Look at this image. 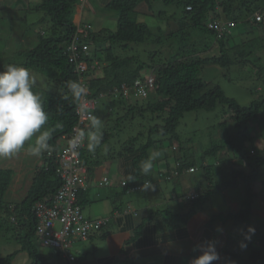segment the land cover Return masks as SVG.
I'll use <instances>...</instances> for the list:
<instances>
[{
  "label": "trees",
  "instance_id": "16d2710c",
  "mask_svg": "<svg viewBox=\"0 0 264 264\" xmlns=\"http://www.w3.org/2000/svg\"><path fill=\"white\" fill-rule=\"evenodd\" d=\"M141 2L149 6L139 9ZM161 2L167 8L161 6ZM79 4L80 0H40L33 7L50 17V25L46 32H37L38 43L33 48L20 52L23 58L19 65L44 75L49 82L56 84L55 91L43 90L40 96L49 115L45 127L51 132L52 139L49 143L52 150L48 152L49 156L46 152L41 157L42 162L36 166L25 192L20 193V199L11 197V194L19 193L12 189L13 182L16 181L13 178L17 175L16 169L11 165H0V228L12 231V238L19 245L6 255L0 253V264H11L17 254L24 251L30 258L29 264H59L58 261L63 259L67 264H73L80 258L73 254L75 259L69 261L62 255V250L46 243L37 228L38 217L32 212V206L38 202L52 206L54 195L62 183L56 172L55 154L59 150L61 135L70 132L78 120L77 106L64 99L67 93L66 82L70 80L83 83L88 79L86 97L92 98L122 82L127 85L135 80L143 83L149 71L153 70L155 81L151 89L149 84L144 85L148 90L145 97L136 95L132 99L120 94L118 99H112L114 102L120 101L116 103L118 116L114 120L117 121L118 128H122V135L128 133L132 126L139 128L138 131L135 129L139 137H127L126 141L129 143L124 142L123 149H138L143 160L148 158L149 150L159 152L160 155L155 159L156 165L164 164L166 167L159 172L167 174L171 170H177L181 173L165 181H172L170 198L184 199L182 206L187 212L185 214L201 210L212 192L220 190V185L235 186L240 179L244 183L242 187L251 190V185L258 183L260 167L264 166V97L258 96L256 90L252 101L242 104L219 85L206 82L201 76L206 65L216 64L220 68L229 69L236 62L238 65L250 64L256 67L257 79L264 76V65L256 64L262 55L260 50L264 53V22L254 17L257 10L264 11V0H110L105 3L103 10L114 13L115 27L102 28L97 32L86 29V37H83V33L77 35L76 58L71 60L68 46L70 37L75 32L73 18ZM156 4L161 6L158 10L153 9ZM209 22H213L214 26L208 27ZM218 23H223L225 30L220 36L215 27ZM84 44L88 45L86 50L82 48ZM212 47L216 48V53L211 56L200 55V52ZM81 61L87 62L88 70L77 69V64ZM8 64H11L8 60H0V69ZM113 101L109 102V107ZM218 107H221L222 117L227 116V123H234L235 128H229L236 129V135L242 134L250 142L246 146L248 149L242 153H234L233 158L228 152V146L231 147L232 143L223 142L224 134L230 135L229 128L222 129L221 140L210 141L220 131L208 125L209 119L205 115L197 113L198 110H215ZM112 111L111 109L109 114ZM187 112H193L194 118H200L199 124L192 128L198 127L207 133L202 139L210 141L209 143L195 141L192 144L189 136L191 127H183L185 130L182 129V133L177 131L179 121L185 118L184 114ZM93 113L96 116L100 112L95 108ZM100 116L106 118L104 114ZM136 117H140L139 125L134 120ZM86 130L92 131L89 126ZM101 131L105 135L106 130ZM156 136L159 137L155 138ZM260 138L263 142L258 146ZM135 142L138 143L137 147ZM201 151L204 153H200ZM87 152V149H82L80 155L85 164L90 162L89 158L95 160L90 168L96 163H102ZM220 152H224L220 158L228 162L225 167L227 171L221 174L229 177H216L217 173L225 169L203 163V154L214 156ZM229 163L233 166L230 167ZM197 165V169L189 170ZM236 165V169H233ZM197 172L199 174L196 175L197 178H193V183L184 179V174L192 175ZM152 179L150 175H142L139 168L124 192L133 184L143 185L146 180ZM23 181L24 179L22 183ZM192 188L201 192L196 197L185 194ZM151 189L154 197H162L164 191L160 192L158 186ZM251 197L252 194L247 192V199ZM249 214V207H245L235 214V218L245 219ZM56 223V228L60 229L61 223ZM261 241L264 242V236ZM38 244L50 249L57 260L49 259L39 251ZM262 262L264 253L259 257V263Z\"/></svg>",
  "mask_w": 264,
  "mask_h": 264
},
{
  "label": "crops",
  "instance_id": "0c3cea01",
  "mask_svg": "<svg viewBox=\"0 0 264 264\" xmlns=\"http://www.w3.org/2000/svg\"><path fill=\"white\" fill-rule=\"evenodd\" d=\"M94 1H85L84 10H89L90 3ZM108 1L110 0L102 3L98 0V3L103 7ZM15 3H19V0H0V9L14 7ZM156 6L160 5L156 4L154 7ZM76 15L83 21L84 13L82 12L81 17L79 8L74 19H77ZM138 152L133 150L119 153L109 163H96L90 169L95 160L89 158L90 162L85 165L88 169L87 188L79 195L83 216L90 219L107 217L109 220L101 230L90 233L89 238L83 241L92 243L91 254L83 249L78 255V262L73 264H191L192 258L200 254L198 246L209 241L216 242V250L220 256L213 264L259 263V257L264 253L261 241L264 232L259 231V226L264 225V181L259 179L261 187L254 183L251 190L245 186L243 188L244 183L240 179L235 186L220 185V190L212 192L201 210L185 214L187 212L180 199L171 202L169 197L172 181L162 180L159 190L164 192L156 205L164 203V210L157 207L154 209L153 202H146L143 206L139 202L134 205L129 198L134 192H124L120 182L125 180L127 184L130 183L133 179L129 178H134L139 172L142 160L136 162L140 157ZM91 155L98 157L95 153ZM151 163V172L154 174L161 168H166L164 164H158L156 168L155 160ZM21 166L19 164V171ZM16 176L19 180L23 178L21 172ZM103 177H107L110 183L105 184ZM13 189L25 192L24 184ZM146 192L141 190L137 193L144 197L142 193ZM247 192L252 194L250 199H247ZM245 207H249L250 214L245 219L237 220L235 214ZM250 222L257 233L251 234V239L246 240L244 234ZM241 241L247 244L246 248L240 247ZM72 249L73 245L70 252L75 254Z\"/></svg>",
  "mask_w": 264,
  "mask_h": 264
},
{
  "label": "clouds",
  "instance_id": "9594fccd",
  "mask_svg": "<svg viewBox=\"0 0 264 264\" xmlns=\"http://www.w3.org/2000/svg\"><path fill=\"white\" fill-rule=\"evenodd\" d=\"M84 3H85L84 0H80V4L77 6V8H80L81 17H82V11H84ZM148 6L149 5H147L146 3L141 2L138 8L141 9V8H145ZM187 8H189V6H187ZM256 12L254 13V17H255ZM103 13L104 15H106V18L107 17L114 18V13L111 16L108 15L107 12H103ZM73 21H74V18H73ZM262 21L264 22V19ZM74 23H75V32L71 35L70 41H69L70 45L68 46V50H70V53H71L70 54L71 60L76 58L75 54H76V49L78 48L77 47L78 41L76 40L77 35L79 36L80 33H83V37H86L88 34L86 29H90L91 31H95V32L98 31L93 28L92 24L88 20L85 22L84 20L83 21L79 20L78 23L76 22ZM210 23H213V22H209L208 27H210L209 26ZM114 27H115V22H114L113 28ZM83 46H86V47L83 48ZM82 48L86 50L88 48V45L84 44L82 45ZM211 65H215L219 67L216 64H211ZM88 68H89V65L87 64L86 61H81L77 64V69L81 71L88 70ZM254 68L256 67H252V70ZM91 69L93 68L91 67ZM213 69L219 70L220 68H213ZM203 70L201 72V75L203 74ZM93 77H96V76L93 75ZM214 77H216V75L212 76L211 78H208L206 75L204 77L202 76L203 80H205L206 82H210L211 84H212V79ZM87 80L88 79H86L85 82L83 83L77 80H70L66 82L67 93L65 94L64 99L70 100L72 103H74L77 106L76 114L78 115V120H77V123L72 127V130L70 132H67L61 135L59 139V144H60L59 150L55 154V162H56L58 154L62 151V147L66 144V142L69 141L74 136H78L76 139L73 140L72 148L75 150L80 147L78 150V155H79V160H80V172L84 178L85 185H84V188H81L78 191L75 203L80 207L82 216H83V210L79 202V195L83 190L87 188L86 172L88 171V169L85 167L86 164L83 162L84 160H82L80 152L82 149H87L89 153H95L99 155V151L97 150V148L101 144H106L108 142V138L110 140L109 146L113 148L115 147V144L110 139L109 133L103 135L101 131V127H103L105 124L98 117H96L95 114L93 113V110L96 108V101L99 100L100 98H102V100H105V101L110 100L111 98L112 99L118 98L120 94H122L123 96L127 98H132V99L136 95L145 97L144 95L148 94V90L145 89L144 85L149 84L150 85L149 89H151L153 87L151 85L154 84L155 77H154L153 70H151L146 75L145 81L143 83H140L138 81L139 83L136 84L137 80H135L132 84L127 85L126 82H122L118 86H114L111 89L109 88L106 91L99 92L96 97H92V98L86 97L88 95ZM84 102L87 103V106L85 108H83ZM81 108H83L82 110L89 111L91 113L89 114V121L85 125L78 124V121H79L78 111ZM48 121H49V115L44 109L43 102L41 100L40 95L34 91V80H33L32 74L29 71V69L22 65H17V64H8L7 66L0 69V159H3L2 163L11 160L12 157L17 158L15 155L20 153L22 150H26L27 154L33 157H39L41 155H42L41 157H43L44 153L46 152H47L46 154L49 156L50 153L48 152L52 150L49 141L52 139V136H51V132H49L48 130H45V126L47 125ZM88 126L92 129L90 133H88L89 131L86 130ZM219 131L220 133L218 132L216 133V135L217 136L220 135L222 137L223 136L222 130L220 129ZM122 136H123L122 138L124 142H127V143H129V141H126L128 139L127 137H132L128 133L123 134ZM224 136H225V138L223 139L224 142L225 143L229 142L230 139H228V137L230 135H227V133H225ZM158 137L159 136H156L155 138H158ZM103 140H105L104 143L102 142ZM262 142L263 141L260 138V140L258 141V146H260ZM26 145H27V148H26ZM135 146L137 147L138 144ZM228 147H229L228 152L232 158L234 156L233 155L234 153H239L238 146L234 145L233 147H230V146ZM123 148L124 146L121 147L120 150L116 148L117 150L114 152L113 157L117 156L119 153H129L133 150L139 151L138 149H132L131 151H126ZM152 153L153 151L149 150V156L150 155L151 156L150 157L148 156L149 157L148 160L145 161L141 159L142 158L141 151L138 152V155H140L138 159L143 161L141 162V167H140V173L142 175H145V176L150 175L151 170H152L151 161L155 160L160 155L159 152H155L153 154ZM200 153H204V152L201 151ZM223 153L224 152H220L214 156L213 155L205 156L203 154L202 156L205 157V160L203 163H206V165L213 164L217 167H222L221 163L225 162L224 161L225 159H221L220 157ZM100 155L103 157V159H106V157L102 155V153ZM17 161H18L17 159H12L9 163H6L5 165H2V166L11 165L16 169L15 174L19 172L21 173L23 172L22 174H24V169L22 168V166L20 167L21 171H19V169L17 168L19 167V164H21ZM198 167L199 165L190 167L189 170L192 171L193 169H197ZM35 168L33 169L32 174L34 173ZM222 168L225 169V167H222ZM223 171H227V170L225 169ZM158 173L160 174L161 172H158ZM180 174L181 173H179L177 170H171V173H167V174L161 173L162 177L160 180L165 181V180H168L170 177L178 176ZM129 179H134V178L130 177ZM103 180L105 184L110 183L107 177H103ZM123 181L125 182V184H122ZM120 185L125 189V187L127 186V183L125 180H122L120 182ZM153 187L154 186L151 185V182L146 180L143 183V185L133 184L131 187L128 188V191L140 190V189L149 190ZM200 192H201L200 190H195L194 188H192L185 194L191 195L192 197H196V195L199 194ZM171 199H174V198H171ZM48 207H52V206H48ZM83 218L86 220H90V221L101 220L102 223L100 227L97 228V231H99L101 227L104 224H106L109 220L107 217L99 218V219H90V218L83 216ZM56 224L57 223H55V228H56ZM254 233H255V228L252 226H249L247 229V232L244 234L245 239L250 240L251 234H254ZM72 239L81 240L79 237L72 238ZM72 245H73V241L71 242V246ZM240 247L244 249L247 247V244L244 241H241ZM262 247L264 248V242L262 243ZM193 250L196 251L197 249H193ZM198 250L200 251V254L192 258L191 264H213V262L218 261L220 259L219 253L216 250V242L214 241H209L206 244L199 245Z\"/></svg>",
  "mask_w": 264,
  "mask_h": 264
},
{
  "label": "rangeland",
  "instance_id": "374dc122",
  "mask_svg": "<svg viewBox=\"0 0 264 264\" xmlns=\"http://www.w3.org/2000/svg\"><path fill=\"white\" fill-rule=\"evenodd\" d=\"M84 1L89 3V0H84ZM99 1L103 3L106 0H99ZM39 2L40 0H27V1L19 0V3H15L14 7H5L4 9H0V60H8L11 64L19 65L20 59L23 58L20 56L21 55L20 52L25 51L27 49H31L38 43L37 32L47 31V28L50 25V17L45 12L36 11L33 9V7H35ZM24 5H26L25 8H24ZM161 6H163L164 8H167V6L162 4V2H161ZM161 6H156L153 9L158 10ZM169 9L171 10L170 7ZM76 12H77V9H76ZM82 12L84 13V18L82 20L84 21L88 20L92 24L95 30H99L100 28L113 29V25L115 22L114 18L113 17L106 18V15H104L103 13L104 12L103 7H100L98 0L91 2L89 10H86V11L84 10ZM108 15L111 16L113 15V13L108 11ZM76 18L78 19L77 15H76ZM77 19H74V22L78 23L79 21H77ZM145 19L153 20L152 18H149V17H145ZM78 20H80V18ZM229 33H231V31L228 32V34ZM242 37L243 36H241V38ZM215 51H216V48L212 47L211 49L200 52V55L201 56H211L212 54L217 52ZM260 54H262L261 58L256 61V64L258 66L264 65L263 50H260ZM257 55H259L258 51H257ZM214 66L215 65H211V64L206 65L204 67L203 74L201 76L204 77L206 75L208 78H211L212 76L216 75V77L212 79L213 85L214 84L219 85L226 93H228L231 97H234V99H236L238 102L242 104L250 103V101H252L253 99V95L256 92V90L258 92V96L261 95L264 97V76L259 79L256 78L257 68H254L252 70V66L250 64H245L242 66L241 64L238 65V62H236L235 65H231L229 69L227 68L223 69V68H220L217 66L214 67ZM213 68H220V69L218 70V69H213ZM30 72L34 80V87H36L34 91L37 94L41 96L43 90L55 91L56 84L49 82L47 80V77L41 74H37L33 70H30ZM111 99L105 101V100H102V98H100L99 100L96 101V110L97 112H100L99 115H96V117H98L105 124L101 130L105 129L106 133H109L111 141L115 144L114 148L109 146L110 140L108 138V142L106 144H101L97 148V150L99 151V155L102 153V155L106 157V159H103L100 156L97 157V159H99L98 161L104 162V164H107L112 160L114 152L117 149L120 150V148L123 147V143H124V140L121 134L122 128H118V125L116 124L117 121L114 120V118L118 116V113L116 112V108H117L116 103H119L120 101H117V102L113 101L114 103H112L111 107H109L110 106L109 102L112 101ZM111 109L113 111L109 114V111ZM197 113L198 114L202 113L203 115H205V118L209 119V122H207L208 125H212L214 128H217L219 130L229 128V126L235 128L234 123H230V122L227 123L228 120L225 119L227 116L222 117L221 107H218L215 110H198ZM100 114L102 115L104 114V116L106 115V118L100 116ZM194 115L195 113L193 112L185 113L184 114L185 118L179 121V124L177 126V131L182 133V129L185 130L183 127L185 126H187L188 128L191 127L189 130L190 132L189 136H191L192 144L195 141H200L201 144H206V143H209L210 141H213L214 139L221 140L220 135L218 136L215 135L212 140L203 141L202 136H205V134L207 133H204V131H201L200 128L198 127L192 128V126L198 125L199 124L198 121L200 120V118H194L193 117ZM134 120L136 124L139 125L138 121H140V117H136L134 118ZM135 129L138 131L139 129L138 126L130 127L128 134L130 136L136 135L137 137H139ZM45 130H47L46 127H45ZM235 131L236 129L229 128L228 132L230 133V136L228 137V139H230V142L232 143L231 147H233L234 145L238 146L239 152L242 153L243 150L248 149V147L246 146H249L250 142L248 140H245V137L242 134L241 136H237ZM137 144L138 143L135 142V145ZM226 144H228V142ZM87 154L90 155L92 153L87 152ZM15 156L17 158L12 157V159H17L18 160L17 162L21 163L22 168L24 169L23 177L26 179L22 178L19 180L16 178L17 176L15 177L13 176V178H15L17 182L16 181L13 182L12 189L13 188L17 189L20 185H23V184H24V188H26V186L30 182L33 169L36 166L40 165L42 162L41 160L42 155L39 157H33V156L28 155L26 150H22L20 153L16 154ZM2 160L3 159H0V165H5L6 163H9L11 161L9 160V161L2 163ZM221 166L227 167L228 162L226 161L222 162ZM229 166L232 167L233 164L229 163ZM236 167L237 165L233 167V169L234 168L236 169ZM156 168H158L157 165H156ZM221 173H223V170L220 171L219 174L217 173L216 177H221V176L229 177L227 174L222 175ZM197 174H199V172L194 173L192 175L184 174V179L190 180L193 183V178H197L196 176ZM150 177H153V179L147 180V181H150L151 185L155 187L162 186V180H160L162 177L161 174L159 173L154 174V172H151ZM258 177L261 181H264V166L260 167L259 172H258ZM23 179L24 181L22 183ZM217 180L219 181L220 178H217ZM156 182L158 183L155 185ZM257 184L259 187H261L260 183H257ZM170 186L172 187V183ZM145 191L147 192L142 193L144 197L139 195V193L137 192L131 193L129 195V198L132 200L134 205H136L139 202L142 204L141 206H143L146 202L147 203L153 202V206H155L154 209L158 208L160 210L161 209L164 210V208H166V206L165 207L163 206L164 203H160L159 205H156V201H160V200H158V197H154V195L149 192L150 189L145 190ZM20 193L21 192H19L18 194H11V197H14V199H18V198L20 199L21 197ZM175 200L177 199H171V202H174ZM183 200H184L183 198H180L181 203L184 202ZM150 211H152V208H150ZM0 220H1V214H0ZM248 226L253 227V223L250 222ZM261 226H264V225H261ZM261 226H259V231L263 233L264 227H261ZM21 233L24 234V231H22ZM22 234H20V236ZM83 245H85L84 248H83ZM18 247L19 245L12 238V231H5L3 227L0 228V253L1 255H6L12 252L13 250L17 249ZM37 247L39 251L46 254L49 259L57 260L56 255H54L50 251V249H48L46 246L38 244ZM92 247L93 245L90 241L83 242L82 240H75L73 241L72 250L75 252V255L78 257V255L80 254L81 251H83V249H85L91 254ZM29 262H30V258L27 255V253L24 251V252H19L17 256L13 259L11 264H29ZM58 262L59 264H64L63 261H58Z\"/></svg>",
  "mask_w": 264,
  "mask_h": 264
},
{
  "label": "built area",
  "instance_id": "2783aa9c",
  "mask_svg": "<svg viewBox=\"0 0 264 264\" xmlns=\"http://www.w3.org/2000/svg\"><path fill=\"white\" fill-rule=\"evenodd\" d=\"M257 20L264 19V12L259 10L255 14ZM213 23L209 26L212 27ZM214 26V25H213ZM218 35L224 31V24H215ZM86 46H83L85 48ZM139 83L136 81V84ZM87 106L84 102L83 108ZM78 111V124L85 125L89 121V111ZM78 136H74L62 147V151L57 157V174L61 178V185L57 189L52 207L46 206L44 203L38 202L32 207L33 213L38 215V231L43 234L45 242L54 246L56 249L62 250V255L69 261L75 259L70 252L71 239L79 237L87 239L89 234L99 228L102 221H90L83 218L80 207L75 203L77 193L84 188V178L80 172V160L78 150L72 148L73 140ZM122 184H125L123 181ZM56 221L61 223V228L56 229Z\"/></svg>",
  "mask_w": 264,
  "mask_h": 264
},
{
  "label": "bare ground",
  "instance_id": "6f19581e",
  "mask_svg": "<svg viewBox=\"0 0 264 264\" xmlns=\"http://www.w3.org/2000/svg\"><path fill=\"white\" fill-rule=\"evenodd\" d=\"M35 216H37V217H38V215H37V214H35ZM40 238H43V237L41 236ZM60 248H61V247H60ZM60 248H59V250H60Z\"/></svg>",
  "mask_w": 264,
  "mask_h": 264
}]
</instances>
